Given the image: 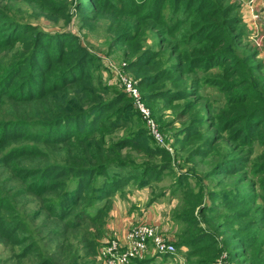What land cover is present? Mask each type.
Returning <instances> with one entry per match:
<instances>
[{
	"label": "rangeland",
	"instance_id": "rangeland-1",
	"mask_svg": "<svg viewBox=\"0 0 264 264\" xmlns=\"http://www.w3.org/2000/svg\"><path fill=\"white\" fill-rule=\"evenodd\" d=\"M65 1L69 5L66 10L55 8L53 3L57 0H0V8L19 24L37 25L46 31L67 29L76 33L88 50L99 56L98 61L92 62L97 83L115 85L117 78L113 70L116 68L137 82L138 79L126 69V65L138 57L147 62L148 70L144 66L141 69L147 74L169 66L178 57L172 51L174 44L171 45L167 36L160 32L164 25L136 19L126 11L124 4L129 5L132 0H92L93 7L85 11L89 17L87 23L82 22L78 7L88 0ZM212 1L222 8L238 4L235 5L236 12L243 17V24L249 29L246 0ZM165 12L169 23L172 10L166 8ZM248 29L235 32V49L243 57L256 50ZM123 31L132 32L134 37L119 41L117 35ZM0 36L3 38L5 35ZM259 49V53L248 58L247 63L261 64L260 68L251 72L260 88L264 81V44ZM23 51L24 43L20 39L0 47V74ZM222 70L223 67L217 65L208 71L199 68L181 75L168 71L154 86L159 90L186 89L189 92L186 98L179 100L160 98L154 109L145 103L159 127L164 146L173 154L172 165L169 169H162L144 187L132 182L118 191L113 196L111 208L104 213L95 204L91 207L79 206L76 213L65 219L57 217L50 207L57 200V195L45 194L42 198L30 192L10 167L0 163V201L11 205L13 211L5 215L8 220H18L22 224L20 236L25 240L20 246L0 237V264H41L45 259L52 260L53 264H106L100 252L108 243V229L114 226L111 218L114 197L125 201L130 194L137 192L135 189L145 192L146 197L139 193L143 202L141 205L127 200L128 214L144 215L151 209L152 224L179 248L178 254L166 258L150 253L143 258H151L156 264H254L252 252L257 257H263L264 172L259 171V165L264 163V142L255 137L254 141H250L249 146L253 147L250 149L248 144L235 139L236 130L227 125V120L241 108L247 109L249 103H230L229 94L212 82V79L225 78ZM260 90L264 95V89ZM32 110L28 103H15L7 98L0 101V118L28 114ZM146 122L133 114L130 123L111 134V138L148 131ZM186 127L197 131L188 140H182ZM39 128L34 127L35 130ZM111 142L107 140L108 144ZM147 142L150 146H157L152 138ZM27 144L37 145L38 149L21 158V165L25 168L40 167L47 162L63 163L69 153L81 152V145ZM198 149H205L209 155H201ZM121 155L133 164L130 168L133 174L162 164L160 156L131 146L124 147ZM233 158H241L244 163H239L234 173L220 172V167L225 162L230 164ZM181 173L185 174V180H181ZM234 200L240 201V205ZM238 211H248L249 214L239 218L236 215ZM86 214L92 215V218ZM250 220L256 223L246 229ZM141 222L147 221L139 220L129 224V227ZM209 231L218 241L219 254L214 260L207 249L198 250V246L205 244L206 240L199 245L192 244L196 235ZM252 237L256 239L255 248L238 247L239 242ZM26 246L30 252L19 256ZM139 259L132 258L130 264H136ZM202 260L207 262L201 263Z\"/></svg>",
	"mask_w": 264,
	"mask_h": 264
},
{
	"label": "trees",
	"instance_id": "trees-1",
	"mask_svg": "<svg viewBox=\"0 0 264 264\" xmlns=\"http://www.w3.org/2000/svg\"><path fill=\"white\" fill-rule=\"evenodd\" d=\"M91 1L82 2L78 7L83 23L88 21L85 11L93 7ZM53 5L61 10L69 7L65 0H57ZM235 5L222 8L212 0H132L129 5L124 4L126 11L136 19L164 25L160 32L167 36L171 45L174 44L172 51L178 56L172 64L152 74L141 71L142 66L146 71L148 68L147 62L139 57L127 64L126 69L138 79L144 103L154 109L160 98L179 100L189 94L186 89H155L154 86L166 72L181 75L199 68L208 71L217 65L223 67L225 78L212 79V82L229 94L230 103H249L247 109L241 108L227 120V125L236 130L235 139L249 146L255 137L264 142V95L260 90L264 89V81L259 88L260 84L251 73L261 64L247 63L248 58L259 53V47L254 45L256 50L245 57L236 52L235 34L248 28L243 24V17L236 12ZM166 8L172 10L169 23L166 21ZM67 17L70 18V15ZM0 35H5L3 38L0 36V47L19 39L24 43V51L1 70L0 101L7 98L15 103H28L33 108L28 114L0 118V163L10 167L30 192L42 198L45 194L57 195V200L50 205L54 215L65 219L76 213L79 206L91 207L95 204L104 213L111 208L113 196L118 191L132 182L144 187L162 169L171 167L173 154L157 142L148 124V131L111 138V134L130 123L131 115H139L144 122L146 119L134 98L119 82L116 81L115 85L96 82L92 62L98 61L99 56H94L76 33L67 29L46 31L37 25L19 24L0 8ZM133 37L130 31L117 35L119 41ZM34 127L40 128L35 130ZM195 130L186 127L182 140H188ZM149 138L157 146H150L147 142ZM108 139L112 140L111 144L107 143ZM27 143L81 145V152L69 153L63 163L47 162L40 167L25 168L21 165V158L38 149L37 145ZM127 146L160 156L162 164L133 174L130 171L133 164L121 155ZM249 148L252 149V145ZM198 151L201 155H209L205 149ZM231 161L230 164L225 162L220 172L234 173L239 163H244L241 158ZM259 166V171L264 172V163ZM181 174V180H185V174ZM234 202L240 205V201ZM11 211L13 209L8 202L0 201V237L21 246L25 243L20 236L23 227L18 220L7 219L5 213ZM248 214V211L236 212L239 218ZM86 216L92 218L90 214ZM255 223L250 220L246 229ZM203 240L207 242L198 246V250L207 249L214 260L219 254L217 239L209 231L196 235L192 244L199 245ZM255 240L253 237L245 239L239 242L238 247L253 249ZM29 252L26 246L19 256H26ZM252 254L254 264L264 262V256ZM205 262L207 260L201 261ZM41 264L53 262L45 259ZM136 264L156 263L151 258H141Z\"/></svg>",
	"mask_w": 264,
	"mask_h": 264
},
{
	"label": "built area",
	"instance_id": "built-area-1",
	"mask_svg": "<svg viewBox=\"0 0 264 264\" xmlns=\"http://www.w3.org/2000/svg\"><path fill=\"white\" fill-rule=\"evenodd\" d=\"M254 0L248 1L251 12L250 38L254 44L261 48L264 42V24H260V13L257 11ZM114 65L112 62L110 63ZM116 73L117 82L135 100L142 116L147 120L148 127L158 143L164 145V139L159 131L151 112L143 101L142 93L136 81L121 69L113 70ZM109 230V229H108ZM112 232V235L111 233ZM107 245L101 248L100 255L106 264H130L132 258H143L150 254H176L177 246L174 241L159 231L158 227L149 222H141L131 226L125 233L107 232Z\"/></svg>",
	"mask_w": 264,
	"mask_h": 264
},
{
	"label": "crops",
	"instance_id": "crops-1",
	"mask_svg": "<svg viewBox=\"0 0 264 264\" xmlns=\"http://www.w3.org/2000/svg\"><path fill=\"white\" fill-rule=\"evenodd\" d=\"M248 1L250 0H246L245 2L247 3L248 6V18H247V24L251 33V12L249 10V5H248ZM253 4L255 5L257 11L260 13L261 15V19L259 20L260 24H264V0H254ZM137 190V192H133L132 194L129 195L128 197V201H135L137 202L139 205H141L143 202L141 201V195H139V193H141L143 195V197L145 196L143 193L145 192H141L139 189H135ZM134 190V191H135ZM146 197V196H145ZM146 199V198H145ZM144 199V201H145ZM127 200H123L121 198H118V196L114 197V204H113V208L111 210V218H112V222L114 224V226H111L112 228H110V231H116L120 234L125 233L130 227L129 224L137 222L139 220H144L147 221L149 223H153L154 222V218L152 216V210L149 209L146 213H144V215L139 214V216H137L135 213H132L131 215L128 214V209H127V204L126 201ZM142 216V218H141Z\"/></svg>",
	"mask_w": 264,
	"mask_h": 264
}]
</instances>
